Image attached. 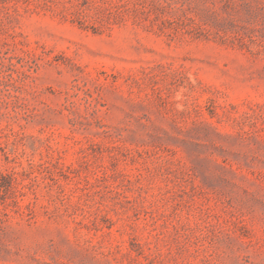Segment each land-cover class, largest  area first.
Segmentation results:
<instances>
[{
    "label": "rangeland",
    "instance_id": "1",
    "mask_svg": "<svg viewBox=\"0 0 264 264\" xmlns=\"http://www.w3.org/2000/svg\"><path fill=\"white\" fill-rule=\"evenodd\" d=\"M0 264H264V0H0Z\"/></svg>",
    "mask_w": 264,
    "mask_h": 264
}]
</instances>
